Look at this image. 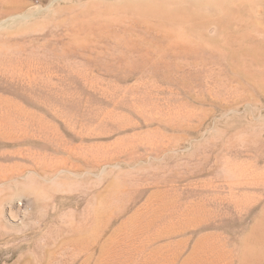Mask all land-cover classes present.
Instances as JSON below:
<instances>
[{"label": "rangeland", "instance_id": "obj_1", "mask_svg": "<svg viewBox=\"0 0 264 264\" xmlns=\"http://www.w3.org/2000/svg\"><path fill=\"white\" fill-rule=\"evenodd\" d=\"M139 1L0 4V264H264V0Z\"/></svg>", "mask_w": 264, "mask_h": 264}, {"label": "bare ground", "instance_id": "obj_2", "mask_svg": "<svg viewBox=\"0 0 264 264\" xmlns=\"http://www.w3.org/2000/svg\"><path fill=\"white\" fill-rule=\"evenodd\" d=\"M4 1L5 0H0V4L1 3H4ZM153 1H154V3H153ZM153 1H149V4L147 3V0H142V1H139V2H136L134 5H132L131 7H133V8H135V9H139V11L140 10H147L148 8H149V15H153V16H156V17H158L159 19H160V21L162 22V23H165V24H168V23H170V22H175V21H180V20H182L181 18H184V17H182L181 16V14H180V12L178 13V12H176V15H174V14H171V12H168V11H166L165 9L163 10V9H161V10H158V8L155 6V5H157V4H155L156 2H164L165 0H153ZM167 1V0H166ZM170 2H173V3H176V2H184L185 4H187L188 6H190V8H191V16H196L197 14H199V9H198V7H200V6H202V5H205V4H207V5H210L212 8H213V10H214V12L216 11V13H218L219 11L218 10H220V8L218 7V6H220L219 4H218V0H215L214 2H212V1H210V0H169ZM220 1V3H221V0H219ZM226 2L227 0H223V2ZM228 2V1H227ZM221 4H223V3H221ZM226 4H228V3H226ZM218 5V6H217ZM223 6V5H222ZM159 7H160V5H159ZM197 10V11H196ZM232 12V11H231ZM231 12H228V11H226V13L224 14V16L222 15V16H219V19H218V23L223 27V30H222V32L223 33H227L226 34V39L227 40H225L228 44H231V45H235V44H237V43H241V42H243V41H245L246 40V36H243L242 38H241V36H238V35H232V28H230L231 26V23H233V20H234V14L232 15V13ZM218 17V16H217ZM215 20V19H214ZM220 26V27H221ZM236 26H234V28H235ZM241 31H242V29H241ZM237 33V32H236ZM234 34H235V32H234ZM244 35V34H243ZM193 37V36H192ZM222 37V36H221ZM220 37V38H221ZM246 37V38H245ZM190 41H191V44H189V45H187L186 47H185V49L186 50H188V49H190V50H192L193 52L192 53H196V52H198V53H200L199 51H200V45L197 43V42H194V40H191L190 39ZM201 42H202V40H201ZM206 42V41H205ZM207 42H210V44H212V45H215V47L216 46H218V47H220V43L217 41V38L216 39H210L209 41H207ZM200 43V42H199ZM225 43V42H224ZM228 44H227V46H228ZM239 45V44H238ZM226 46V47H227ZM242 46V45H241ZM232 47V46H231ZM250 47V46H249ZM228 48L230 49V47L228 46ZM217 49V48H216ZM186 50H184V51H186ZM234 51V50H233ZM228 53V52H227ZM229 54H231V55H234V53L232 52V50L229 52ZM228 54V55H229Z\"/></svg>", "mask_w": 264, "mask_h": 264}]
</instances>
